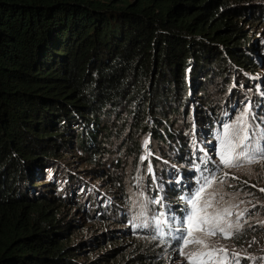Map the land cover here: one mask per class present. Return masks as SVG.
<instances>
[{
  "label": "trees",
  "instance_id": "16d2710c",
  "mask_svg": "<svg viewBox=\"0 0 264 264\" xmlns=\"http://www.w3.org/2000/svg\"><path fill=\"white\" fill-rule=\"evenodd\" d=\"M263 18L253 0H0V264H87L106 245L94 264H118L123 216L79 187L74 164L124 190L116 153L193 162L187 132L210 133L238 79L256 88ZM183 212L164 224L171 241Z\"/></svg>",
  "mask_w": 264,
  "mask_h": 264
},
{
  "label": "rangeland",
  "instance_id": "374dc122",
  "mask_svg": "<svg viewBox=\"0 0 264 264\" xmlns=\"http://www.w3.org/2000/svg\"><path fill=\"white\" fill-rule=\"evenodd\" d=\"M253 1L259 3L264 0ZM252 31V42H259L256 52L259 60L261 55L264 58V18ZM258 66L260 77H256L255 85L258 88L261 84L263 90L260 93L264 102V62ZM244 73L249 75L246 71ZM259 78L263 81H259ZM233 87H237L238 92L233 90L223 96L227 97L230 110L220 122L212 126L210 133L198 135L196 131L187 132V154L193 160L187 161L189 164L172 152L171 156L162 155L156 150L151 152L149 145L139 159H127L124 154L116 153L111 158L118 156L121 160L119 176L123 179L124 190L112 187L114 185L107 182L105 184L97 176L94 178L93 173H85L88 166L81 167V162L74 164L71 172L82 181L79 187L86 184L84 189L87 195L88 192L95 194L102 205L113 202L114 211L123 216L115 220L113 227L130 230L117 232L116 240L110 242L112 248L114 245L120 247L116 257L118 264H264V230L258 232L264 227V191H261L264 189V108L262 111L256 109L254 95L257 90L245 84L242 78L233 83ZM190 105L189 112L194 107L192 103ZM228 126H232V131L225 137ZM245 135L247 139H243ZM222 139L226 143V158L233 166H225L221 162ZM148 142V137L141 140L142 145ZM190 168H196L197 173L183 179L182 170ZM175 171H178L176 176L173 175ZM182 181L186 182V186L181 189L179 196L173 197L169 185ZM202 187L205 191L197 201V217L204 215L200 209L206 201L211 200V207L205 212L219 216L217 224L231 233V238H224L219 231L214 236H208L205 232L194 230V237L205 241L208 247L198 244L185 247L178 236H187V217L193 210L190 201L195 199ZM168 206H173L175 211L184 210L179 215L181 222L175 226L180 227L182 232L176 235L177 239L173 243L162 228L167 215L173 210ZM253 226L252 237H249L248 228ZM79 230L74 236L76 240L87 241L93 235L91 230ZM109 248L106 245L104 249H89L82 253L80 259L87 264H94L90 253L97 255ZM212 249L226 251L215 252L211 257L189 259L192 254Z\"/></svg>",
  "mask_w": 264,
  "mask_h": 264
},
{
  "label": "snow or ice",
  "instance_id": "6c2138e0",
  "mask_svg": "<svg viewBox=\"0 0 264 264\" xmlns=\"http://www.w3.org/2000/svg\"><path fill=\"white\" fill-rule=\"evenodd\" d=\"M232 131V126H228L225 129V137H227ZM243 139H247V136L245 135ZM226 146L225 140H221V162L225 166H233L231 164V161L226 158V153L224 152V148ZM249 162H252L251 160ZM227 175V174H226ZM205 191V189L202 187L197 193L195 199L191 200V204L193 206L192 212L188 215L187 221H188V230H187V236H180L179 238L183 240V244L186 247L189 244H198L202 245L203 247L207 248L208 245L205 243V241L198 239L194 237V230L205 232L208 236H214L217 234V231H219L222 235H224V238L228 239L231 238V233L226 232V230L222 227H219L217 224V221L220 219L219 216H212L205 212V209L211 207V200L206 201L203 208L200 209L201 212H204V215H201L197 217V201H199L202 198V194ZM261 191H264V189H261ZM231 214V213H229ZM207 226V227H204ZM225 249H212L209 252H200L195 253L189 256V259H198L200 256H209L211 257L213 253L215 252H225Z\"/></svg>",
  "mask_w": 264,
  "mask_h": 264
},
{
  "label": "clouds",
  "instance_id": "9594fccd",
  "mask_svg": "<svg viewBox=\"0 0 264 264\" xmlns=\"http://www.w3.org/2000/svg\"><path fill=\"white\" fill-rule=\"evenodd\" d=\"M259 80V79H258ZM263 81V80H262ZM255 83H256V81H255ZM255 83L253 84V85H255ZM258 83H261V82H258ZM256 86V85H255ZM253 88V90H257V93H260V90H263L262 88H261V84L259 85V87L257 88V86H256V88H254V87H252ZM236 92H238V90H237V87H236ZM256 95V94H255ZM255 95H254V98H255ZM237 96V95H236ZM260 100H261V102H262V107L264 108V102L262 101V96H261V98H260ZM254 104H255V102H254ZM256 106V105H255ZM257 109V108H256ZM258 110V109H257ZM263 110V109H262ZM261 110V111H262ZM259 111V110H258ZM257 118H260V117H258L257 116ZM172 211H174V210H172ZM171 215H172V213H170ZM174 214V213H173ZM169 214L167 215V219H165V222L163 223V226H162V228H163V230H164V232H165V234H166V236H167V232H166V230L164 229V224L165 225H167L168 223H169ZM175 216V223L177 222V221H180V220H177L176 219V217H178V215L176 214V215H174ZM177 225H179V222H177L176 223ZM177 225H174V226H177ZM174 226H173V228H174ZM175 228H180V227H175ZM124 229H127V231H124V232H129L130 230L128 229V228H124ZM176 230V229H175ZM178 231H180L179 233H181L182 232V230H181V228H180V230H178ZM179 233H174V239H177L176 237L178 236L177 234H179ZM177 235V236H176ZM167 238H168V236H167ZM169 239V238H168ZM178 239H180L179 238V236H178ZM169 241L171 242V243H173V241H171L170 239H169Z\"/></svg>",
  "mask_w": 264,
  "mask_h": 264
},
{
  "label": "bare ground",
  "instance_id": "6f19581e",
  "mask_svg": "<svg viewBox=\"0 0 264 264\" xmlns=\"http://www.w3.org/2000/svg\"><path fill=\"white\" fill-rule=\"evenodd\" d=\"M178 174V171L173 172V175L176 176Z\"/></svg>",
  "mask_w": 264,
  "mask_h": 264
}]
</instances>
